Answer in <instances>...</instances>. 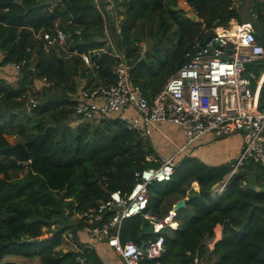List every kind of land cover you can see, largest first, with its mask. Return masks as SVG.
Wrapping results in <instances>:
<instances>
[{"label":"trees","instance_id":"1","mask_svg":"<svg viewBox=\"0 0 264 264\" xmlns=\"http://www.w3.org/2000/svg\"><path fill=\"white\" fill-rule=\"evenodd\" d=\"M114 1L123 15L121 31H116L111 19L109 26L118 50L129 59L131 81L150 100L186 62L185 51L194 39H203L213 26L232 18L248 20L244 11L251 9L256 15L255 33L264 46L262 0H248L249 6L240 0H183L196 17L177 7V0ZM55 23L68 35L63 44H47L42 36L44 31L54 33ZM135 27H146L145 33L152 39V47L144 55L136 43ZM104 45V18L93 0H0V67L26 60L17 71L21 77L16 85L0 76V147L11 144L5 134H15L30 153L26 163L0 154V264H26L33 258L41 264H78L77 255L89 264H122L114 263L115 257L106 247L100 246L103 255L98 247H88L80 240V220L68 222L70 215L96 204L109 191L127 193L136 180L135 170L149 165L144 156L153 151L151 142L128 129L121 116L70 123L76 118L72 115L74 100L68 93L81 84L114 80V52ZM82 52L90 54L92 65L84 64ZM249 67L259 75L264 56ZM42 77L49 90L34 99L35 105L27 113H15L13 110L26 106L34 79ZM260 97L264 98V83ZM10 168L25 172L18 177ZM229 169L228 162L212 164L184 155L168 180L149 185L148 208L158 217L194 191L193 181L198 183L199 194L176 210V227L161 229L164 250L160 256H143L137 264H192L195 257L198 264L205 262L203 257L210 264H264L261 168L247 163L222 191H215L214 184ZM147 223L141 214L125 217L121 240L140 244L151 238L152 233L137 236ZM219 226L221 236L208 250L206 240ZM68 230L76 243L63 250L62 238ZM45 232L48 235L43 237Z\"/></svg>","mask_w":264,"mask_h":264},{"label":"built area","instance_id":"2","mask_svg":"<svg viewBox=\"0 0 264 264\" xmlns=\"http://www.w3.org/2000/svg\"><path fill=\"white\" fill-rule=\"evenodd\" d=\"M93 1L104 19L114 22L119 33L121 7L114 0ZM42 36L47 44H63L68 35L55 23L54 33L44 31ZM80 55L85 65H92L89 53ZM185 56L186 62L166 79L151 100L131 81L128 58L122 51L114 53L112 82L81 84L71 93L72 115L77 122L121 116L128 129L141 138L151 139L158 123L166 121L176 124L184 138L170 155L157 151L146 153L144 161L149 165L135 170L136 180L127 193L120 189L109 191L96 204L78 213L81 230L88 237L80 240L88 247L105 243L125 264H137L143 256L156 258L164 250L161 229L178 225L176 221V226H172L167 220L168 216L175 218L176 210L170 208L163 217L152 214L148 208L149 185L168 180L182 155L190 154V146L206 135L213 138L241 136L239 150L227 161L230 169L215 183V191H222L228 179L247 163L261 168L264 182V107L260 106L264 103V98L260 97L264 69L257 75L249 67V63L263 58L264 46L257 39L254 24L249 19L240 22L231 19L226 24L215 25L203 39L196 38L189 44ZM25 63L23 59L12 65L19 70ZM35 102L30 99L26 106L29 108ZM136 214L152 223L153 236L145 241L144 250L131 239L122 241L119 235L122 220ZM76 262L89 264L82 255L76 256ZM198 262L195 257L192 264Z\"/></svg>","mask_w":264,"mask_h":264},{"label":"rangeland","instance_id":"3","mask_svg":"<svg viewBox=\"0 0 264 264\" xmlns=\"http://www.w3.org/2000/svg\"><path fill=\"white\" fill-rule=\"evenodd\" d=\"M241 2L243 3L244 6L250 5L248 0H242ZM179 6L183 8L184 12L187 15L191 14V11H190L191 7L187 4H185V2L183 0H177V7H179ZM242 14H245L248 17V19L254 24V30L256 31L258 24H257V20H256L257 18L254 17L253 11L251 9H249L248 11L242 12ZM145 29H146V27H144V28L135 27V30L137 31L138 36H139V39L137 40L136 43L139 45V51L142 55H144L146 50H148L152 47V39L147 36V34L145 33ZM114 35H115V32H114V30L113 31L111 30V28L109 26L108 19H106V20L104 19L105 45L103 47H104V49L108 50V46H109L110 48H112L111 50L115 53L116 51H119L120 49L118 50V48H117L116 37H115L116 35L115 36ZM257 39L260 40V38L258 36H257ZM0 58H1V54H0ZM128 62H129V59H128ZM129 68H130V63H129ZM17 71L18 70H15L11 64L4 65V66L0 67V76L3 79H5L6 81L16 85L17 81L19 80L18 78L21 77V75H19ZM84 81H85V78H83V82ZM47 90H49L48 84L45 83L44 80H42L41 78H37V79L35 78L34 83L29 87V90H28L29 94L27 95V97L29 100L30 99L36 100L38 98V96H40V97L42 96L43 91H47ZM68 95H70V97L72 96L71 93H68ZM27 112H25V113H27ZM95 120H97V119H95ZM76 121L77 120L70 121V123L74 125L76 123ZM173 128H175V129H173ZM163 130H164V132H166L168 134V136H173V134L175 132H178L177 125L174 123L169 124V122L167 124H163ZM5 136L10 143H14L15 138L17 137V135H15V134H5ZM162 136L165 137L164 135H162ZM182 136H181V140L184 141V138ZM211 137L212 136H210L208 138V136H206V137L202 138L201 139L202 143L200 144L199 148L197 149V152L201 153L205 158H208L209 160L211 159V161L217 162L218 160L219 161L223 160V158H226L231 153L235 154L234 152H235L236 144L238 141V135L230 136V139H228L227 142L225 141V138H223V137H219V138H213V137L211 138ZM146 139L150 141V139H148V138H146ZM163 140L166 142V145H167L166 150H170V149L174 148V144H171V142L169 141V139L167 137L163 138ZM181 140H179V137L177 138L178 143L182 142ZM151 143L153 145L152 141H151ZM161 144L163 145V142ZM164 145H165V143H164ZM194 145H195V143H193L190 146L191 150L193 149ZM155 146L158 147L157 144H155ZM153 150H155V148H153ZM9 171L11 173H13L15 176L21 177L24 174L25 169L15 171V170L10 168ZM249 173H251V172H249ZM0 176H1V173H0ZM192 183H194V181ZM192 183H191V185H192ZM172 206H171V208H173ZM65 213H67V210H65ZM68 222L77 224L79 222V214L73 213L72 215H70ZM56 224L57 223H54V224H52V226H54ZM67 232L68 233L64 234L63 238H62L61 246H62L63 250H65L67 248H71L76 243L75 239L73 238V235L70 236V233H72V232H70V230H68ZM47 235L48 234L45 232L42 236L45 237ZM220 235H221V231L218 232L217 229L214 230L213 237L206 240L208 250L212 249L214 241L216 239H218L220 237ZM79 236L81 239H87L88 238L87 235L83 232V230H80ZM98 251H99V253H102L103 255H105L103 253L102 249L100 248V246L98 247ZM115 257L117 259H113L114 263L116 260V261L123 264V261L120 259L118 254H116ZM210 257H211V255L208 256V258H210ZM203 259H205V262L203 264H210L206 260L205 257H203ZM211 259H212V257H211ZM25 263L26 264H41L40 260L37 258H33V259L28 260V261H25Z\"/></svg>","mask_w":264,"mask_h":264},{"label":"crops","instance_id":"4","mask_svg":"<svg viewBox=\"0 0 264 264\" xmlns=\"http://www.w3.org/2000/svg\"><path fill=\"white\" fill-rule=\"evenodd\" d=\"M242 0H240V1H238V2H241ZM262 1H264V0H262ZM232 19H234V18H232ZM168 122H166V121H163V122H159L158 123V127H157V129H155L154 130V132H153V134H152V136H151V139H150V142L152 141L153 142V148H155V150H153V151H157V152H159V153H161V154H163V155H165V156H167V155H170L171 153H173L175 150H176V148L179 146V145H181V143H183V141L181 140V136H182V134H181V132H180V130H179V128H178V126H177V130H178V132H175L174 134H173V136H168V134L166 133V132H164V130H163V124H167ZM169 124H172V123H169ZM167 126V125H166ZM172 128V127H171ZM173 129H175V128H173ZM162 133V134H161ZM161 136H160V135ZM162 135H164L165 137H167L168 139H169V141L171 142V144H174V148L173 149H170V150H166V148H167V145H166V142L163 140V138H165V137H163ZM236 135H238V141H237V144H236V148H235V154H229L226 158H223V160H221V161H211V159L209 160L208 158H205L201 153H199V152H197V149L199 148V146H200V144L202 143V141L200 140V141H198V142H196L195 143V145L193 146V149L191 150V152H190V154H188V155H193V156H197V157H199L200 159H202V160H204V161H206V162H208V163H212V164H217V163H224V162H227L229 159H232L233 157H235V155H236V153L238 152V150H239V147H240V145H241V136L239 135V134H232V135H229V136H227V137H223V138H225V141L227 142V140L228 139H230V136H236ZM206 136H208V138L211 136V135H206ZM205 136V137H206ZM153 137V138H152ZM179 137V140H181L182 142H180V143H178L177 142V138ZM183 137V136H182ZM204 138V137H203ZM212 138V137H211ZM207 140V139H206ZM163 142V145L161 144ZM164 143H165V145H164ZM152 144V143H151ZM155 144H157L158 145V147H156L155 146ZM185 155V154H184ZM184 155H182V156H184ZM181 159V158H180ZM194 182H196V181H194ZM197 186V187H196ZM192 188L195 190V189H199V186H198V183L196 182V184H194V183H192ZM173 209V208H172ZM221 227L219 226V227H217V228H215V230L217 229L219 232L221 231V229H220ZM78 234H79V232H78ZM221 236V235H220ZM79 238H80V236H79ZM99 246H104V247H106V250H107V252H108V254L110 255V256H114L115 257V255L117 254V253H115V251L113 250V249H111L110 247H107V245L105 244V243H97L96 245H95V247H99ZM114 259H117L116 257L114 258Z\"/></svg>","mask_w":264,"mask_h":264},{"label":"water","instance_id":"5","mask_svg":"<svg viewBox=\"0 0 264 264\" xmlns=\"http://www.w3.org/2000/svg\"><path fill=\"white\" fill-rule=\"evenodd\" d=\"M191 14L189 15L190 17H196V14L194 13V11L192 10V8L190 9ZM200 19V18H199ZM29 110V108L27 106H24L22 108L19 109H15L13 110L15 113L18 114H24L25 112H27ZM0 154L4 155V156H14L16 158L17 161H21L26 163L27 161H29L30 159V153L27 150L25 144L18 138H15V142L11 143L9 145H6L4 147H0ZM199 194L198 189H195L193 192H188L187 195L185 197H181L179 198L174 204H173V208L175 210L183 207L186 205L187 199L190 197H194L196 195ZM151 229H152V223L148 222L147 224H144L141 226V230L138 233V238H141L143 233H151ZM144 244H145V240H141L140 242V249L144 250Z\"/></svg>","mask_w":264,"mask_h":264},{"label":"bare ground","instance_id":"6","mask_svg":"<svg viewBox=\"0 0 264 264\" xmlns=\"http://www.w3.org/2000/svg\"><path fill=\"white\" fill-rule=\"evenodd\" d=\"M196 187H197V186H196ZM167 220L170 222V224H171L172 226H176V224H177L176 220L172 219V218L169 217V216H168ZM160 224H162V223H160ZM160 224H159V225H160ZM218 232H219V231H218ZM215 239H216V238H215Z\"/></svg>","mask_w":264,"mask_h":264}]
</instances>
